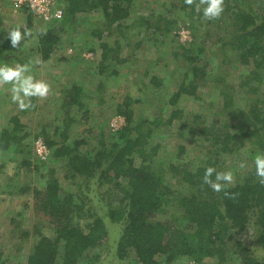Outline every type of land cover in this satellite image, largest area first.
<instances>
[{
  "label": "trees",
  "instance_id": "1",
  "mask_svg": "<svg viewBox=\"0 0 264 264\" xmlns=\"http://www.w3.org/2000/svg\"><path fill=\"white\" fill-rule=\"evenodd\" d=\"M67 1L58 25L39 33L36 49L43 61L54 52L62 25L74 21L76 13L95 7L100 8L106 33L117 29L125 37L126 46L139 35L142 36L134 42L136 47L144 40L152 46L159 37L151 39L147 34L168 37L176 24L169 20L161 25L163 14L155 16V20L141 16L137 21L126 22L132 0H91L88 4L89 0ZM187 8L185 16L193 35L192 42L185 47L177 44L171 49L175 56L183 51L180 55L188 64L186 70L190 75L183 73L176 91L168 97V104L175 105L182 93L198 97V89L211 77L224 85L217 90L218 106L214 114L219 118H213L202 129L188 126L186 131L194 137L198 134L201 141L207 143L205 157L197 163L170 164L174 181L165 183L163 169H156L153 161L146 160L158 146L151 147L149 152L145 148L153 130L146 118L133 116L131 104L139 100L126 95L116 107L115 113L124 118L120 128L111 131L108 126L105 129L104 122L84 128L82 125L89 121L87 98L93 96H82L77 82L63 90L57 99L52 131H47L43 123L41 130L34 134V139L41 138L49 149L47 160L37 157L34 142L27 140L28 134L21 122L23 112L10 115L0 126V155L4 160L0 162V172L11 162L16 172L10 182L18 176L17 170H21L22 175L37 172L38 177H46L40 187L27 183L16 187L9 183L11 187L3 186L0 191L8 195L29 194L30 211L43 219L50 233L45 235L35 228V239L29 245L24 264H96L99 251L110 239L117 244L118 258L126 259L132 253L135 264H172L178 258H186L193 264H206L205 258L216 259L217 264H264V185L258 182L255 167L241 179H235L234 186L226 188L238 194L235 199L227 198L223 191L214 192L202 183L206 167L222 171L225 157L239 155L246 144L250 153L246 160L241 159L242 163L252 162L254 155L264 152V100L261 97L264 92V0H225L224 11L216 20L202 21V10L197 11L195 4L189 6L181 0V9ZM97 32L93 34L100 37ZM121 43L117 40L114 47L106 42L100 44L101 55L92 79L96 81L98 103L105 102L104 77L118 74L117 65L130 61L129 54H119ZM6 45L7 41L2 48ZM207 51L218 61V66L241 67L235 76L236 82L232 74L217 77L220 68L215 71L209 66ZM143 75L152 89L166 81L154 68L145 69ZM31 100L36 109V100ZM177 112V108H171L168 117L159 122L172 124ZM78 128L79 133L75 135ZM136 157H140L139 162H135ZM48 160L62 162L63 178L74 188L61 185L55 168L47 165ZM95 186L101 193L106 192L109 199L111 194L115 197L107 203L105 218L94 210L92 201L102 200L95 201L91 192ZM167 208L173 210L171 218L162 215ZM86 219L90 221L84 224ZM112 224L118 228L113 236L109 228ZM245 231L251 233L248 243L247 236L242 238ZM27 232L22 237H27L30 231ZM254 244L261 248L263 257L252 248Z\"/></svg>",
  "mask_w": 264,
  "mask_h": 264
},
{
  "label": "rangeland",
  "instance_id": "2",
  "mask_svg": "<svg viewBox=\"0 0 264 264\" xmlns=\"http://www.w3.org/2000/svg\"><path fill=\"white\" fill-rule=\"evenodd\" d=\"M90 2L91 0L87 4ZM66 3L68 4L67 0L64 2V6H66ZM188 9H181V0H132V7L126 22L137 21L141 16L155 20V16L161 14L165 15L160 21L161 25H164V22L169 20L176 22L175 28L168 33L170 34L168 37L159 33L155 35L147 34L148 38L159 37V40L152 46L150 45L152 44L151 42L144 40L140 47H136L134 42L142 35L135 37V39L132 38L134 40H131L130 45L126 46L125 37H122L117 29L112 28L109 31L110 34H107L103 28L104 21H102L100 8L95 7L88 12L76 13L74 21L62 25V32L59 34V41L54 52L47 60L43 61L36 49L39 33L48 28H54L59 22L44 24L32 18L26 12L22 14L14 12L6 1H0V63L14 66L31 61V71L35 78L44 80L51 86L50 93L46 99L40 100L33 97L36 100V109L32 107L25 114V111H21L17 104L12 101L11 85L0 86V126L5 123V118L12 114L23 112L21 122L25 125V132L28 134L27 140L35 142L39 137L34 139V134L41 130L43 123L46 124L45 129L47 131H52V127L56 122L54 109L57 99L63 90L69 88L73 82H77L81 86L80 92H83L82 96H85V94L93 96L92 98H87L88 106L86 108L89 110V121L82 126L87 128L88 126H96L98 122H104L103 126L105 129H108L109 126L111 131H114L124 124L123 116L115 113L116 107L120 106L124 96L128 95L132 99L139 100L138 102L133 100L135 102L131 104L134 111L133 116L146 118L153 130L149 138V145L145 147L146 150L149 152L151 147L158 146L153 155H147V162L153 161L156 169H163L165 183L167 181L173 182L174 178L172 176L174 174L170 164L186 163L188 161L197 163L205 157L208 149L207 143L202 142L198 134L194 137L189 133L187 134L186 131L188 126L202 129L207 124H210L213 118H219L217 114H214L218 106L217 90L218 87H224L221 82L217 83L215 78L211 77L198 89V97L195 98L182 93L175 105L170 106L168 104V97L176 91L178 84L183 79V73L187 72L190 75V72L186 70L188 64L180 55L183 51H179V55L175 56L174 50L171 49L177 44L185 47L192 42L193 35L187 27L188 18L185 16ZM151 15H153V18L150 17ZM200 19L203 21L206 18L202 15ZM17 26H21L22 32L24 29L30 30L31 35H25L23 41H21V46L13 48L8 38V32ZM212 29L214 31L215 27H212ZM96 30L100 37H96L93 34ZM130 32L132 33V31ZM128 35L129 31L125 33L126 37ZM117 40L122 42L119 54H129L131 56L129 58L130 61L117 65L118 74L104 77L105 91H103L102 96L105 102L98 103L96 97L98 93L95 88L96 81L92 82V79L96 70V63L101 55L100 44L106 42L108 46L114 47ZM6 41L7 45L2 48V44L4 45ZM87 54H90V56H87ZM205 55L208 57L209 66H212L215 71L218 67L220 68L217 77L222 78L227 73L232 74V78L236 82L237 78L235 76L241 71V67H233L234 64L231 68L230 66H218V61L214 59L210 51H207ZM36 61H39V63H36ZM131 61L133 63L129 67ZM149 68L150 70L154 68L156 73L158 72L160 76L165 78L166 81L162 82L161 86H155L152 89L148 78L143 75L144 70ZM140 77H144L143 81ZM225 81L230 82L229 79ZM262 85H264V82ZM99 93L101 94V91ZM235 97H238L236 93ZM261 97L264 100V92ZM242 103L243 100L240 104ZM171 108H177L179 111L176 117L172 118L174 120L173 123L165 125L160 123V120L164 121L168 117ZM216 126H219L218 123ZM79 129L74 131L75 135H78ZM71 139L73 138L71 137ZM92 145L97 146V143H92ZM246 145V148H243L239 155L226 156L224 159L222 171H231L234 175V181L235 179H241L248 170L255 167V155L252 162L244 163V168L239 166L242 163L240 162L241 159L246 160L250 153H248V144ZM181 149L182 153L180 152ZM179 153L181 155H178ZM139 161L140 157H136L135 162ZM0 162H4L1 155ZM47 165L55 168V176L61 182V185L66 188L73 187L71 184L66 183L63 178L64 170L60 168L62 167L61 161L48 160ZM13 168L14 164L11 162H8L2 168L0 172V191L3 186L8 188L10 186L9 183L16 187L25 183L39 187L44 185L46 177H38L37 172H32L31 175H22L21 170H17L18 176H15V179L10 182V177H13L12 175L16 172ZM97 187H92L91 192L94 194L95 201L99 198L102 200H97L96 203L92 201L94 203L92 204L95 207L94 210H98V215L105 218L107 203L109 200L114 201L115 197H112L111 194L109 199L106 196L107 193H101V190L99 191ZM30 202L31 197L29 194L8 195L0 192V261L2 262L0 264H24L29 245L35 239V233H33L35 228L39 229L42 234H50L43 219L34 216L30 211ZM172 212L173 210L167 208V212L162 215L171 218ZM158 216L160 217V215ZM83 221L85 224L90 219ZM109 228L111 236L118 231L116 224H112V228ZM27 230L30 231L29 235L22 237L28 233ZM245 232L242 234V238L244 239L247 236L246 242L248 243L251 233L250 231ZM116 246V242H112L111 239L106 242L102 250L99 251L100 255L96 264H135L132 262V253L126 259L120 260L117 256ZM252 248L258 250L256 252L257 255L263 257L261 248L256 247L255 244L252 245ZM204 262L206 264H217V260L211 258H205ZM172 264H193V262L186 258H178ZM229 264L231 263L229 262Z\"/></svg>",
  "mask_w": 264,
  "mask_h": 264
},
{
  "label": "clouds",
  "instance_id": "3",
  "mask_svg": "<svg viewBox=\"0 0 264 264\" xmlns=\"http://www.w3.org/2000/svg\"><path fill=\"white\" fill-rule=\"evenodd\" d=\"M225 0H184L186 5L195 4L196 10L203 12V16L209 20L219 19L224 11ZM203 6V7H202ZM59 18V17H58ZM25 35H31L30 30L21 31L17 26L8 32V38L13 48H19ZM39 63V61H36ZM32 62L16 64L14 66L0 63V86L11 85L12 101L17 104L21 111L34 107L31 98L46 99L50 93L51 86L48 82L36 79L32 74ZM255 175L258 182L264 185V152H258L254 157ZM245 167L244 163L240 164ZM214 177V178H213ZM202 183L209 186L214 192H224L229 199H235L237 193L226 191L229 185L234 186V175L231 171H217L214 167L208 166L205 169Z\"/></svg>",
  "mask_w": 264,
  "mask_h": 264
},
{
  "label": "built area",
  "instance_id": "4",
  "mask_svg": "<svg viewBox=\"0 0 264 264\" xmlns=\"http://www.w3.org/2000/svg\"><path fill=\"white\" fill-rule=\"evenodd\" d=\"M6 1L15 12H28L32 18L42 23L60 20L64 15V0H0ZM59 17V18H58ZM90 56V54H87ZM37 157L45 160L49 150L41 138L34 142Z\"/></svg>",
  "mask_w": 264,
  "mask_h": 264
},
{
  "label": "crops",
  "instance_id": "5",
  "mask_svg": "<svg viewBox=\"0 0 264 264\" xmlns=\"http://www.w3.org/2000/svg\"><path fill=\"white\" fill-rule=\"evenodd\" d=\"M64 2H66V0H64ZM67 4V3H66ZM15 12V11H14ZM25 11H18V12H16V13H18V14H22V13H24ZM27 13V12H26Z\"/></svg>",
  "mask_w": 264,
  "mask_h": 264
}]
</instances>
